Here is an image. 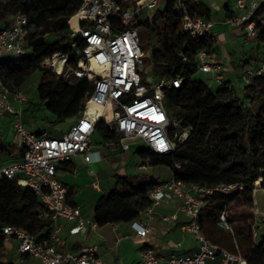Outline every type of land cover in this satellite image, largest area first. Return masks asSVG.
<instances>
[{
	"label": "built area",
	"instance_id": "obj_1",
	"mask_svg": "<svg viewBox=\"0 0 264 264\" xmlns=\"http://www.w3.org/2000/svg\"><path fill=\"white\" fill-rule=\"evenodd\" d=\"M159 1L136 0L131 5L120 6L113 0H81L74 14L77 16L76 27L69 25V29L70 37L79 36L83 47L73 53L77 64L76 69H71L76 78L90 81L91 90L76 120L59 138H53L47 132L38 135L26 128L23 114L12 106V93L0 76V116L10 115L14 141L23 151L18 159L0 164V177L16 180L17 185L33 191L41 206L39 218L51 222L61 218L74 223L70 230L72 234L84 233L86 222L79 208L68 203V190L57 179V170L59 164L70 162L76 155H81L86 163L100 160V152L93 150L91 142L96 124L104 123L114 133L115 140L104 143L108 148L118 146L122 151H130L136 144H141L153 153L165 155L173 153L177 146L175 135L173 138L169 135L174 126L164 105V90L178 89L184 83L185 76L183 73L170 79L147 76L143 69L145 55L139 27L136 25L155 11ZM193 1L173 0L174 8L181 15L180 33L193 39H215L213 21L190 13ZM231 12V18L226 21L227 26L242 28L244 45L253 41L257 28L264 26V0H234ZM27 26V17L17 13L8 27L0 29V62L19 59L28 53ZM76 44L72 42L71 47L76 48ZM55 57L62 59V70L68 66L69 56L62 54H55L42 65L49 64L54 70L52 63ZM194 59L196 71L210 73L215 81H223V68L215 51L200 50ZM182 60L191 64L183 55ZM81 63L85 69L80 68ZM262 75L264 48L256 58L250 60L249 67L241 71L238 93H242L254 77ZM15 98L23 100L24 96L18 93ZM241 188L237 184H218L214 187L187 184L173 176L156 184L148 192L151 201L149 208L175 202L177 209L187 219L183 230L193 236L196 251L192 254L174 253L162 262L155 253L147 250L143 252L141 260L134 264H249L238 253H230L208 240L201 233L199 224L203 197L213 193L228 195ZM258 214L257 211L254 213L255 225L258 224ZM161 220L171 224L176 216H162ZM217 224L224 230L232 231L225 210L218 216ZM90 226L94 228L96 223ZM130 226L141 238L150 232L149 223L143 224L138 219L132 221ZM57 233L56 226H52L49 236L44 238H37L23 228L11 225L2 228L5 241L15 240L19 253L37 259L42 264H102L95 245L79 252L59 249ZM261 236L253 228L254 245H257Z\"/></svg>",
	"mask_w": 264,
	"mask_h": 264
},
{
	"label": "trees",
	"instance_id": "obj_2",
	"mask_svg": "<svg viewBox=\"0 0 264 264\" xmlns=\"http://www.w3.org/2000/svg\"><path fill=\"white\" fill-rule=\"evenodd\" d=\"M113 1L126 6L136 0ZM80 4L81 0H4V4L0 1V15L24 14L29 31L28 53L19 59L1 61L0 76L11 90L21 86L34 72L41 71L37 96L40 104L54 116L56 124L75 118L91 90L86 78L66 82L42 68L43 62L51 60L55 54H62L69 56L68 66L76 69L77 58L73 53L83 45L79 36L70 37L69 25L76 27L77 16L74 14ZM225 12L226 19L231 18L228 6H225ZM190 13L211 20V9L202 0L192 2ZM136 25L139 32L144 33L145 45L150 52L152 78L170 79L182 73L185 76L181 87L164 90V105L167 113H172L170 121L179 123V131L189 130V134L171 154H156L147 149H137L134 153L140 159L149 160L152 167H167L176 180L187 184L206 187L241 185L240 190L228 195L213 193L203 197L200 230L213 244L230 253H238L249 264H264V235L254 245L249 225L241 224L228 231L217 224L218 216L224 210L229 223L234 214L252 216L255 212V180L260 179L264 188V110L255 112L245 104L246 100L264 101V75L254 77L251 84L243 88L241 98L229 81L223 80L214 91L203 82L192 81L191 76L196 72V53L214 51L215 40L208 37L193 39L180 33L181 15L174 8L173 0H160L155 11ZM74 41L76 48L71 47ZM262 48L264 26H259L253 47L241 61V71L249 67L252 54ZM182 55L188 58L190 65L182 60ZM259 80L260 87H257ZM169 135L174 137V128ZM109 140H115L114 133L104 123L96 124L91 142L103 144ZM13 149L14 145L0 142V156L13 157ZM22 153L21 149L19 157ZM113 178L114 190L102 195L93 210V220L98 226L131 222L151 205L148 192L156 184L134 188L127 177L114 175ZM40 212V203L31 189L17 185L16 180L0 177V258L5 241L4 226L23 228L37 238L49 236L52 223L39 218Z\"/></svg>",
	"mask_w": 264,
	"mask_h": 264
},
{
	"label": "crops",
	"instance_id": "obj_3",
	"mask_svg": "<svg viewBox=\"0 0 264 264\" xmlns=\"http://www.w3.org/2000/svg\"><path fill=\"white\" fill-rule=\"evenodd\" d=\"M228 1L210 0L209 4L203 2L208 7L215 5L217 15L216 17L211 15V20L214 23L215 44L219 41L218 49L214 46L219 62L227 69L232 68L231 71L237 73L239 77L241 61L247 57L245 54L249 51L245 47L250 46L251 49L254 40L246 45L242 42L244 47H237L239 42H236V40L241 39L243 31L241 27L229 28L227 26L226 21L228 19H226L225 6H228L229 10L232 11ZM260 52H254L252 58L257 57ZM239 61L240 64L237 67L236 62ZM0 121L11 123V117L9 114H3L0 116ZM5 141V135L0 133V142L6 143ZM93 145V150L100 152L99 161L94 160L91 163H86L81 155H76L68 164L61 163L62 165L60 164L57 170V179L68 190V203L79 208L81 217L86 222L87 227L84 233L72 234L70 230L74 223L61 218L52 221V226L58 228V248L63 251L79 252L88 246L95 245L102 264H134L141 260L143 252L147 250L155 253L162 262L174 253L192 254L195 252L197 246L193 236L183 230L187 219L177 209V205L173 201L169 204L161 203L152 208H149V206L140 213L137 218L139 222L149 223L150 225V232L143 238L138 237L131 228L132 221L109 223L103 226L96 224L94 228L90 226L91 223L95 222L93 220V210L97 201L102 195L111 193L115 188L114 175L131 179L134 188L142 184H158L172 178V172L170 171L168 178L160 180L157 174L154 173L156 167H152L149 160L136 157V160L134 159L132 162L129 159L128 151H122L118 146L108 148L104 146V143H93ZM18 148L21 150L20 146ZM139 149L145 148L142 145ZM19 155L20 151L15 158L10 160L18 159ZM7 161L9 160L1 161L0 164ZM142 166L143 168H141ZM166 215H175L176 220L171 224H165L161 217ZM17 248L18 243L15 240L4 241L1 250V263L42 264L37 259L19 253Z\"/></svg>",
	"mask_w": 264,
	"mask_h": 264
},
{
	"label": "rangeland",
	"instance_id": "obj_4",
	"mask_svg": "<svg viewBox=\"0 0 264 264\" xmlns=\"http://www.w3.org/2000/svg\"><path fill=\"white\" fill-rule=\"evenodd\" d=\"M1 4H4V0H0ZM205 1L206 4H209L210 0H202ZM229 6L234 5V0H229L228 1ZM215 5L210 6L209 8L211 9L212 15L216 17V11H215ZM13 20V15L6 14V15H0V29L9 26L12 23ZM140 33V38H141V43H142V49L144 52V64H143V69L147 72V76L149 78H152L151 74V68H150V52L148 50V47L145 45V36L144 33L141 31ZM50 37V36H49ZM242 39V37H240ZM241 39H237L236 42H239L237 45L238 48H241L243 46ZM218 42H216L215 46L216 49H218ZM244 47V46H243ZM246 50H250V46L245 47ZM239 50V49H238ZM234 59V58H233ZM238 61V59H237ZM240 61L236 62V66L239 67ZM229 68H231L228 65ZM42 68L45 70H49L51 73H53L55 76L61 77L64 81L66 82H72L76 76L73 73L72 69L69 66H65L63 69V72L58 75L54 72V70L51 68L49 64L42 65ZM223 71V79L224 81H229L233 85L234 89L238 93L239 88V82H238V75L237 73H233L231 69H227L226 66H222ZM41 71H36L31 76H29L21 86L19 87H12L11 88V101H12V106L18 110L21 111L23 114V121L27 129H29L32 132L35 133H43L47 132L48 134H51L53 138H59L62 136L63 132H66L69 130L70 126L72 123L76 120L75 118L66 120L65 122L56 124L54 123V116L47 111L46 106L43 104H40L37 92H36V87L40 81L41 78ZM191 80L194 82H203L206 84L211 90H217L218 87L220 86L221 82L215 81L212 79L210 73H203L196 71L192 76ZM257 87H260V80L259 82L256 83ZM241 92V91H240ZM14 93V94H13ZM21 94L24 96L23 100H17L15 98L16 94ZM239 97H242V93H238ZM245 104L250 106V108L255 111L259 112L261 110H264V101H251L249 102L248 100L245 101ZM169 113V118L171 120V112ZM10 116V115H9ZM173 123V122H172ZM174 129H175V143L176 145H179L181 142L185 141L189 134V130H184V131H179V123H173ZM0 133L5 135V142L10 145H14L13 153L14 157L8 158L5 156H0V162L1 161H6L10 160L12 158H15L17 153L20 151L18 148V144L14 141L13 133L11 130V123H8L7 121H0ZM186 135V136H185ZM142 147L141 144H136L131 148V151H128L129 153V159L130 161L136 160V155L134 154V151ZM160 180L166 179L170 176V170L165 167V166H158L155 169V172ZM253 199H254V204L256 206L255 212L257 211L259 214L257 215L258 219V224L255 225V219H254V214L250 217H240L238 214H234L232 216V221L231 225L232 228L235 230V227L241 224H247L250 227L251 234L253 233V228H255L257 233H260L261 235H264V188H262L261 183L258 184L257 180L254 182V192H253ZM217 210H214V213H216ZM254 212V213H255ZM259 225V226H258ZM253 240V239H252ZM208 264H214L212 262H208Z\"/></svg>",
	"mask_w": 264,
	"mask_h": 264
},
{
	"label": "bare ground",
	"instance_id": "obj_5",
	"mask_svg": "<svg viewBox=\"0 0 264 264\" xmlns=\"http://www.w3.org/2000/svg\"><path fill=\"white\" fill-rule=\"evenodd\" d=\"M73 23H75V22H73ZM52 66H53L55 72H57V73H62L63 72V70H62V59H60L59 57H55L54 58ZM80 68L81 69H85L84 64L81 63L80 64ZM92 69H94V65H93ZM257 183L260 184L261 180L257 179Z\"/></svg>",
	"mask_w": 264,
	"mask_h": 264
}]
</instances>
